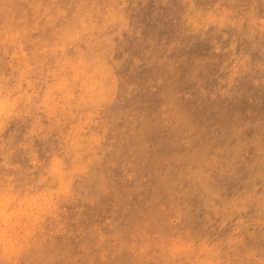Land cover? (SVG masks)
<instances>
[{
    "label": "rangeland",
    "instance_id": "obj_1",
    "mask_svg": "<svg viewBox=\"0 0 264 264\" xmlns=\"http://www.w3.org/2000/svg\"><path fill=\"white\" fill-rule=\"evenodd\" d=\"M0 264H264V0H0Z\"/></svg>",
    "mask_w": 264,
    "mask_h": 264
}]
</instances>
